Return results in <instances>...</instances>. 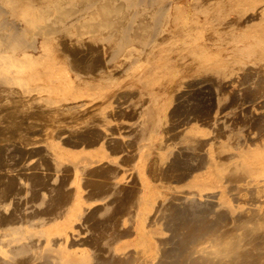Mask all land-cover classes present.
I'll list each match as a JSON object with an SVG mask.
<instances>
[{
	"label": "bare ground",
	"instance_id": "6f19581e",
	"mask_svg": "<svg viewBox=\"0 0 264 264\" xmlns=\"http://www.w3.org/2000/svg\"><path fill=\"white\" fill-rule=\"evenodd\" d=\"M260 65L264 0H0V264H264Z\"/></svg>",
	"mask_w": 264,
	"mask_h": 264
},
{
	"label": "rangeland",
	"instance_id": "374dc122",
	"mask_svg": "<svg viewBox=\"0 0 264 264\" xmlns=\"http://www.w3.org/2000/svg\"><path fill=\"white\" fill-rule=\"evenodd\" d=\"M3 18H7V15H5V16H3ZM259 67V68H258ZM256 70H259L260 71V75H259V79H260V81H262L261 79L262 78H260V76L261 75H263L262 77H263V79H264V74H262V73H264V65L263 66H256V67H254ZM264 80L262 81V88H261V93H260V95L262 94L263 95V92H262V89H263V86H264ZM258 96V99H256L255 101H251V103H249V104H247L246 105V110H247V118H248V120H249V123H248V126L247 127H245V135L247 136V133H248V136H247V138L248 139H251V138H249V137H253V140L251 139V145H254V146H256V142H258L257 143V145L258 146H260L262 143H264V97H261V96ZM261 97V98H260ZM253 100V99H252ZM258 100V101H257ZM217 101H215L213 104H212V112L210 113V116H209V120H208V122H206V126H205V128L204 129H206V130H209V131H205V133L207 132V134H206V136H209V137H211V138H213V141H215V142H218V140H215V137L216 138H220L219 139V142L221 143V140H223L222 141V143H221V146H224V144L225 143H228V141L230 140V139H228V136L227 135H224L223 134V136H227V137H223L222 135H221V137L220 136H218V135H216L215 134V127L217 126H213V124H215L216 122L219 124V123H222V122H228V120H229V117H230V115H228V114H230L228 111H229V102L227 103V101H225L224 102V104L222 103H219V102H217L218 103V108L220 107L221 109H218L216 106V103ZM221 104V105H220ZM226 104V105H225ZM214 105V106H213ZM227 106V107H224V106ZM223 108H222V107ZM215 108V109H214ZM214 109V110H213ZM214 111V112H213ZM221 111V112H220ZM215 113H216V115H215ZM220 113H223L224 115H228V116H223V117H221V114ZM249 113V114H248ZM214 114V115H213ZM222 114V115H223ZM226 118V120H224L223 118ZM212 119H214L213 121H214V123L212 122ZM209 121H211V122H209ZM256 121V123H258V121H261V122H259L258 124H259V126H255L254 125V122ZM207 123L209 124V123H211V126H207ZM216 123V124H217ZM257 124V125H258ZM210 125V124H209ZM214 127V128H213ZM211 128H213V129H211ZM217 130V129H216ZM246 130L248 131V132H246ZM210 132V133H209ZM211 133H212V135H211ZM213 134H215V135H213ZM251 135V136H250ZM222 138V139H221ZM231 141V140H230ZM256 141V142H255ZM224 143V144H223ZM214 144H216V143H214ZM223 144V145H222ZM230 144H231V142H229V144H225V145H227V146H230ZM219 146H220V144H219ZM226 146V149L224 150L225 151V153L223 152L222 154H221V156H220V158H222V157H225V155L224 154H226V156H227V154L229 153V149H230V147L228 148ZM228 150V151H227ZM221 151L222 150H220V151H218L216 148H215V153H218V154H215V156L217 157V155H220L219 154V152L221 153ZM224 155V156H223ZM259 178V180H261L262 178L264 179V176L263 175H260V177H258Z\"/></svg>",
	"mask_w": 264,
	"mask_h": 264
}]
</instances>
